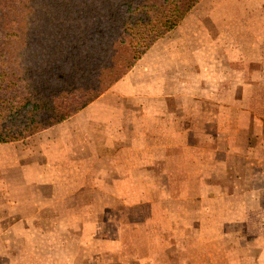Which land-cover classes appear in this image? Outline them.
<instances>
[{"label": "crops", "instance_id": "1", "mask_svg": "<svg viewBox=\"0 0 264 264\" xmlns=\"http://www.w3.org/2000/svg\"><path fill=\"white\" fill-rule=\"evenodd\" d=\"M177 28L164 36V42L152 46L124 79L79 113L26 140L0 143V264H24L34 250L29 236L38 234L40 219L76 220L96 213V207L92 211L87 205L103 202L104 179L111 180L119 192L120 187L126 188L125 195L116 194L114 202L150 203L154 187H186L185 196L175 194L179 197L176 208L168 209L175 212V230H182L183 215L194 218L192 235L200 224L198 210L205 202L220 199L222 248L234 257L226 259L227 264L236 259L239 264H264V183L252 191L230 189L236 186L234 161L254 164L264 178L262 134L255 137L260 143L251 145L246 127L233 131L228 116L217 130L213 114L198 116L199 105L208 103L213 85L209 90L210 83L205 82L201 89L205 99L199 98L201 94L184 98L198 88L184 82L187 52L178 49L183 33ZM199 124L205 129L199 130ZM27 142L38 145L24 146ZM136 188H143V198ZM175 195L164 201L173 203ZM251 196L257 200L254 218L260 220L255 230L238 206L247 207ZM239 210L244 221L236 217ZM232 233L251 235L250 241L231 247ZM210 243L202 246V252L211 248ZM199 257L190 256L188 261L199 263ZM177 259L184 264L181 254Z\"/></svg>", "mask_w": 264, "mask_h": 264}, {"label": "rangeland", "instance_id": "2", "mask_svg": "<svg viewBox=\"0 0 264 264\" xmlns=\"http://www.w3.org/2000/svg\"><path fill=\"white\" fill-rule=\"evenodd\" d=\"M184 20L177 26L179 33H183L178 37V49L187 52L183 60V79L188 87L198 88L190 90L193 95L188 94L184 98L201 94L199 98L205 99L206 93L201 89L206 87L205 82L210 83L209 90L211 85L213 89L209 94L212 95H209L208 103H200L198 116L213 114L216 130L228 116L232 120L230 126L233 131L246 127L251 145L260 143L255 137L261 133L264 145V0H201ZM191 54L193 58L186 57ZM171 79L173 81L174 78ZM210 98L214 99L213 104ZM197 128L201 130L205 126L199 124ZM29 142L24 146L38 145ZM188 157L184 156V159ZM234 163L237 169L232 178L236 186L230 189L237 193L260 189L264 178L259 177L254 164ZM103 182V202L87 205L92 207V211L96 207V213H88L87 218L76 220H39L41 228L38 234L29 236L34 250L24 259V264H178L180 254L184 264H191L188 261L190 256L198 254L199 263L195 264H227L234 259L222 248L224 223L220 199L208 204L205 202L198 210L200 224L197 233L192 235L189 233L190 221L193 222L194 218L183 215L182 230H175L172 220L175 212L168 209L170 206L176 208L178 202L175 198H179L177 195L185 196L183 191L187 190L186 187L157 186L152 188L150 203H126L112 201L116 194L125 195L126 188L120 187L119 192L117 187L111 186V180L104 179ZM163 183L167 180L163 179ZM138 191L143 198V188ZM173 195V203L164 201ZM256 201L251 196L247 207L238 205L252 230L260 221L256 222L254 218L258 211ZM186 203L185 198L184 206ZM242 214L239 210L236 217L244 221ZM238 236L232 233L228 237L231 247L250 241L251 237L243 235L238 239ZM208 242H211V248L206 251L208 253L202 252V246ZM207 255L211 257L209 261H206ZM233 262L239 264L238 259Z\"/></svg>", "mask_w": 264, "mask_h": 264}, {"label": "trees", "instance_id": "3", "mask_svg": "<svg viewBox=\"0 0 264 264\" xmlns=\"http://www.w3.org/2000/svg\"><path fill=\"white\" fill-rule=\"evenodd\" d=\"M201 0H0V143L94 102Z\"/></svg>", "mask_w": 264, "mask_h": 264}]
</instances>
